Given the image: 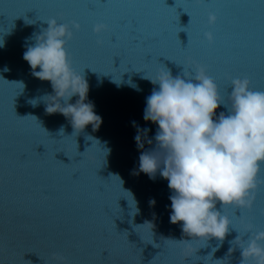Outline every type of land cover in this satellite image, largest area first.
<instances>
[{
	"label": "water",
	"instance_id": "95a60500",
	"mask_svg": "<svg viewBox=\"0 0 264 264\" xmlns=\"http://www.w3.org/2000/svg\"><path fill=\"white\" fill-rule=\"evenodd\" d=\"M53 18L73 32L68 57L88 82L96 130L48 114L51 83L23 59ZM97 24L107 30L96 34ZM193 66L217 85V117L231 107L232 79L264 92V0H0V264H240L231 242L264 231V164L250 208L217 204L231 222L222 242L191 240L170 222L168 181L136 174L138 130L147 151L158 129L143 118L158 89L145 77Z\"/></svg>",
	"mask_w": 264,
	"mask_h": 264
},
{
	"label": "clouds",
	"instance_id": "9594fccd",
	"mask_svg": "<svg viewBox=\"0 0 264 264\" xmlns=\"http://www.w3.org/2000/svg\"><path fill=\"white\" fill-rule=\"evenodd\" d=\"M216 20L210 13L208 23L214 25ZM45 22L47 28L27 46L23 59L34 77L51 83L52 93L43 97L46 112L64 115L75 131L88 125L96 130L102 119L95 113L94 104L87 101L88 82L73 69L68 57L66 45L73 32L55 18ZM72 28L79 30L80 25L73 22ZM106 30L105 24L94 27L96 34ZM205 36L209 43L214 39L212 32ZM145 78L158 89L146 98L143 118L157 124L158 129L155 148L147 151L138 130L135 140L141 154L136 174L144 173L154 180L159 172L168 181L173 193L169 197L170 222H182V232L191 240L215 238L222 242L231 222L217 210V204L250 208L255 198L257 176L264 164V92L251 90L247 78L232 79L231 107L227 115L220 112L217 117L223 103L204 67H198L194 77L184 73L173 77L166 69L155 79ZM73 97H78L75 103L71 102ZM158 150L166 153L163 160L158 159ZM234 241L241 250L240 264L249 260L264 264V231L254 232L247 240L238 235L231 243ZM234 250L230 248L229 254Z\"/></svg>",
	"mask_w": 264,
	"mask_h": 264
},
{
	"label": "snow or ice",
	"instance_id": "6c2138e0",
	"mask_svg": "<svg viewBox=\"0 0 264 264\" xmlns=\"http://www.w3.org/2000/svg\"><path fill=\"white\" fill-rule=\"evenodd\" d=\"M177 22L179 23V25L181 26V27H183L182 25H181V23H180V17H179V20H177ZM182 32V31H181ZM180 32H178L177 33V37H178V39H179V34ZM180 40V39H179ZM181 44H182V42H181ZM196 71H197V68L196 67H191L189 70H187V71H184L183 73H184V75L186 76V77H194L195 75H196ZM254 233V230L253 231H246L245 232V236H247V237H249L250 235H252ZM240 234V233H239ZM241 235V234H240ZM248 239V238H247Z\"/></svg>",
	"mask_w": 264,
	"mask_h": 264
}]
</instances>
